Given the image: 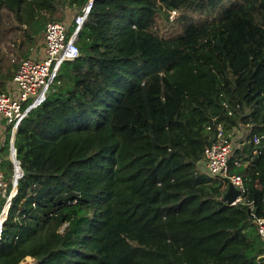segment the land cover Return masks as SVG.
<instances>
[{"label":"trees","instance_id":"16d2710c","mask_svg":"<svg viewBox=\"0 0 264 264\" xmlns=\"http://www.w3.org/2000/svg\"><path fill=\"white\" fill-rule=\"evenodd\" d=\"M87 1L0 0V30L4 10L25 26L21 61L48 22ZM160 20L177 34L162 36ZM76 44L15 133L23 176L10 204L7 139L1 151L0 264H256L264 0H94ZM19 63L2 71L0 53V90ZM218 128L248 130L228 160L244 188L233 205L227 181L198 169Z\"/></svg>","mask_w":264,"mask_h":264},{"label":"built area","instance_id":"2783aa9c","mask_svg":"<svg viewBox=\"0 0 264 264\" xmlns=\"http://www.w3.org/2000/svg\"><path fill=\"white\" fill-rule=\"evenodd\" d=\"M94 0H88L81 12H77L73 18V31L69 34L71 25L65 21H51L45 26L41 46L31 51L29 57L20 61L18 68L14 72L10 81L5 82L0 90V134L4 135L0 144V196L7 188L2 169L1 151L8 143V159L12 165V187L17 186L18 180L23 176L20 164L13 157L12 147H14V136L21 121L27 114L39 106L54 82V78L62 62L72 61L79 56V50L76 44L77 34L83 23L86 21ZM175 14V12H172ZM236 132L231 131L225 134L221 128H218L215 140L204 148L203 160L199 163L198 169L209 177L219 180H226L227 186L231 184L240 192L236 202H240L244 188L242 178L239 175H229L228 160L235 148ZM242 134L240 133V136ZM243 136V135H242ZM259 138L254 136L252 143L256 145ZM224 191V193H225ZM8 201V200H7ZM5 204L0 211V217L3 213ZM9 207V205H8ZM8 210V208H7ZM3 221L0 220V240L3 235ZM257 232L262 241V255L257 258L256 264H264V218L255 220Z\"/></svg>","mask_w":264,"mask_h":264},{"label":"rangeland","instance_id":"374dc122","mask_svg":"<svg viewBox=\"0 0 264 264\" xmlns=\"http://www.w3.org/2000/svg\"><path fill=\"white\" fill-rule=\"evenodd\" d=\"M64 12H65L64 19H65V22L68 24L71 21V19L73 20L75 14L77 13L76 10H71V9H65ZM190 15H192L195 20L199 18V15H196V14H190ZM171 17L172 19L171 18L169 19L174 20L176 17V14L171 13ZM2 20H3V23L1 26V30H0V53L3 58L2 67L4 68L2 69V71H4L6 65L10 63L16 64L17 62H20V55L22 52L26 51V48L28 47L29 44L25 37V34H26L25 26L19 25L14 20L13 16L7 10H4L2 12ZM69 25H71V23ZM159 27H160V34L162 36L168 37V36H173L177 34V31L174 29L175 27L173 28V26L170 23L167 24L163 20L159 21ZM42 38H43V35L41 37L39 36L34 37V41H33L34 44L30 49V53L32 49H34L38 45L41 46ZM240 133L242 135H244V133L245 135H247L248 130H246L245 128L244 129L242 128L236 131L235 137L237 138V134H238V138L237 140H235L234 144H235V148L237 149L242 146L241 141L243 140V136L242 135L240 136ZM3 137L4 135L1 133L0 134V144L3 141ZM11 192H12V188L9 194L7 195V198H5V204L9 196L11 195ZM20 264H34V261L32 258L27 257Z\"/></svg>","mask_w":264,"mask_h":264},{"label":"water","instance_id":"95a60500","mask_svg":"<svg viewBox=\"0 0 264 264\" xmlns=\"http://www.w3.org/2000/svg\"><path fill=\"white\" fill-rule=\"evenodd\" d=\"M12 152H13V157H15V148L12 147ZM16 188V187H15ZM17 191V190H16ZM16 194V193H15ZM15 196V195H14ZM240 196V192L236 190L231 184L227 186V189L225 193L222 196V200L227 204V205H233L235 204L237 198ZM13 197H11L12 199ZM10 199V200H11ZM10 204V201H9ZM8 204V205H9Z\"/></svg>","mask_w":264,"mask_h":264},{"label":"bare ground","instance_id":"6f19581e","mask_svg":"<svg viewBox=\"0 0 264 264\" xmlns=\"http://www.w3.org/2000/svg\"><path fill=\"white\" fill-rule=\"evenodd\" d=\"M13 189V188H12ZM10 197V196H9ZM13 197V196H12ZM11 197L9 198L8 202L10 201Z\"/></svg>","mask_w":264,"mask_h":264},{"label":"crops","instance_id":"0c3cea01","mask_svg":"<svg viewBox=\"0 0 264 264\" xmlns=\"http://www.w3.org/2000/svg\"><path fill=\"white\" fill-rule=\"evenodd\" d=\"M5 83V82H4Z\"/></svg>","mask_w":264,"mask_h":264}]
</instances>
